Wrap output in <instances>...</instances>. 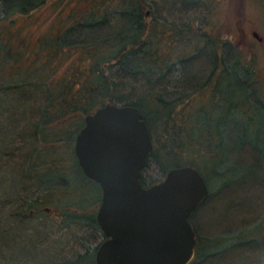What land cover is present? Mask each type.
Segmentation results:
<instances>
[{
    "label": "rangeland",
    "instance_id": "obj_1",
    "mask_svg": "<svg viewBox=\"0 0 264 264\" xmlns=\"http://www.w3.org/2000/svg\"><path fill=\"white\" fill-rule=\"evenodd\" d=\"M35 1L13 0L11 5L13 9L27 8ZM92 1L106 0H44L36 8L32 5L35 9L31 12L14 18L15 32H20L19 41L29 49L32 40L43 31L58 30L61 34L66 21L71 23L77 16V9ZM1 4L0 1V17L4 13ZM143 7L146 14L156 20L153 24L146 22L147 30L152 26L151 32L149 36L144 35L145 41L139 49L161 37L159 47L165 49L169 63L162 66L161 71L120 77L118 92L124 93L123 99L142 100L147 112L152 114L156 108H153L151 94L159 95L157 91L164 99L191 95L213 66V39L228 32L224 46L220 45L217 51L225 56L228 66L236 57L239 64L247 65L248 76H242L250 78L254 94L248 99L250 104L246 103L255 109L264 107V0H145ZM115 8L94 15L95 22L88 27L91 30L84 32L81 27L85 25L79 30L74 28V34L71 30L68 33L73 38L71 45L103 38L123 27L121 10ZM253 30L258 34H253ZM203 32L213 37L208 38ZM200 33L203 35L197 46H193L196 41L193 36ZM67 59L66 55L55 59L60 70L70 67ZM147 77L150 83L145 81ZM27 87L28 90L21 88L20 96L9 95L0 105V264H72L83 254L93 253L95 257L96 246L103 235L89 215L97 212L100 190L94 183L92 188L86 187L89 184L77 173L72 153L66 158L67 162L62 161L66 166L61 173L66 177H54L57 183L52 188L45 186L41 179L56 171H50L42 161L38 164L32 161L40 146L49 152L56 149L57 153L60 150L67 153L71 147L74 151L75 142H68L67 135L73 131L72 124L76 120L61 129L64 139L58 144L38 138L36 129L45 119L46 92L35 82ZM203 91L194 95L193 102L205 103L210 111L207 92ZM255 109L249 112L256 113ZM258 111L255 124L251 126L252 133L244 132L245 125L224 129L225 149L214 151L213 165L207 160L201 162L209 193L190 217L200 238V251L189 264H264V124H258L264 109ZM244 113L245 116L235 118L248 120L249 114ZM214 139L219 144V139ZM182 154L174 152L169 162L181 161ZM149 161L143 171L146 184L159 181L167 172L160 160L151 158ZM70 173L77 174L79 183H85L87 189L79 188L78 184L71 187L67 177ZM7 250L12 254L13 263L6 261Z\"/></svg>",
    "mask_w": 264,
    "mask_h": 264
},
{
    "label": "trees",
    "instance_id": "obj_2",
    "mask_svg": "<svg viewBox=\"0 0 264 264\" xmlns=\"http://www.w3.org/2000/svg\"><path fill=\"white\" fill-rule=\"evenodd\" d=\"M0 1L2 3L1 9L4 12L0 17V105L4 102L3 99L9 97V95L20 96L21 88L28 90L29 87L27 86L31 85L32 82L44 87L47 98L43 108L45 119L42 125H38L36 132L40 135L38 138L41 137L43 141L53 144H58L60 140L64 139L61 129L76 120V123L72 124L73 131L69 133V136L67 135L68 142H74L79 128L84 124V116L101 104L111 101L119 104L136 105L140 110L141 116L146 121L147 127H149L152 138V148L148 153L147 162L142 168L140 176V180L145 186H148V184L145 183L143 171L151 158L160 160L165 165L164 169L166 171L170 167L181 165H193L200 172L204 171L202 170L201 162L207 160L213 165L216 161L214 151L217 148L222 150V148L225 149L226 147L224 145L225 142L224 144L222 143L225 138L222 135V131L231 129L230 126L238 124L239 126L245 125L244 132L246 134H249V131L252 133L251 126L255 124V118L257 113H259L258 110L260 108L264 109L261 106L255 109L253 105H251L253 108L247 105L249 103L248 99L253 97L254 94L250 78L244 77L245 75L248 76L249 73L247 65L245 63L239 64V58L236 57L232 60L231 65L228 66L225 56H221V53L217 51L220 45L224 46L228 32L222 30L224 32L222 34L225 35L217 36L213 39L215 46L212 54L213 66L210 72L202 79L197 90H194L195 92L189 96H178V98L173 99H164L161 97L162 93L157 91L159 95L151 94L154 104L153 108L156 109L153 111L154 113L149 114L145 102L136 98L131 100L123 99L124 93L118 92V79L120 77L123 78L127 75L132 77L143 71L145 74H148L149 71H161L162 66L166 67L169 63L167 58L166 63L165 49L161 48V46L159 47L161 37L153 39V42L147 45L146 48L139 49L143 41H145L146 37L144 35L149 36L151 32L152 26L147 30L148 24L146 22L150 21L153 24V21L156 20L154 16L150 17L146 14V8L144 9L143 7L145 0L89 2L83 8L77 9L79 10L76 13L77 16H75L76 18L73 17L74 19L71 23L68 20L66 23L63 21L66 28L61 34H59L58 30L54 31V33L51 32L52 34L48 31H43L39 37L32 40L33 43H31L29 49L24 47V44L19 41L20 32H15L14 18L20 16V14H28L42 4L44 0H36L33 4L28 5L27 8L21 7L19 9H13L11 5L13 0ZM32 5L35 8H32ZM107 8L121 10L120 14L124 18L125 25L103 38L85 42L83 40L81 42L78 41V45L73 47L71 45V39L73 38L69 37L70 34L68 33L72 30V34H74V28L79 30L84 25L85 27H81L84 32L91 30L88 27H91L95 22L96 14L105 12ZM148 18L149 20H147ZM183 30L182 28L181 31ZM203 34L208 36V38L213 37L205 32ZM203 34L200 33V35L195 34L193 36L192 39L196 40L193 42V46H197V41ZM175 35L179 36V33L176 32ZM161 36L164 37V34ZM36 43H38L39 47L38 45L36 47ZM200 47L201 45L196 47V50L198 51ZM64 54L68 57L67 61L70 67L60 70L57 63H55V59L65 57ZM145 81L150 83L148 77ZM203 90L207 92L206 100L209 102L207 104L211 106L210 111H207L203 105L205 103L193 102L194 95ZM246 101L248 102L246 103ZM244 108L246 109L244 110ZM254 109L257 110L256 113L253 111L249 112V110ZM244 112L249 114L248 120L244 122L238 121L235 116H245ZM263 118L264 115L258 121L259 125L264 124ZM215 137L217 140L219 139V144L214 139ZM213 140L215 141L212 144ZM214 144L216 147H214ZM174 152L183 153V159L169 162V156L173 155ZM70 153L73 155L71 159H73L77 173L82 175L88 182L87 184H89L86 187L88 189L89 187L92 188L91 185L94 183L100 190L99 194H97L100 202L101 185L84 174L80 164H78L73 147L67 149V153L61 150L57 153L56 149L54 152H49L48 149L41 146L36 148L32 159L33 164L35 162L38 164L42 161L44 166L47 165L50 171H56L53 172V175L47 173L51 176L48 175L46 178H42V183L48 188H52V186H55L57 177L61 175L66 177L64 172L61 173L63 167L66 166L62 161L67 162L66 158ZM25 170L28 174L27 165ZM67 177L71 187L78 184L79 188H86L84 187L85 183H79L77 174L70 173ZM204 178L206 181L207 178ZM203 201L204 199L198 204L200 205ZM89 217L99 226L95 213L90 214ZM102 235L103 240L105 238L103 231ZM199 241L196 256L200 251ZM9 250L11 251V249ZM9 250L6 253V261L9 260V262L13 263L12 254H10ZM2 255L4 260V254ZM72 264H96V261L93 253L91 255L83 254L74 259Z\"/></svg>",
    "mask_w": 264,
    "mask_h": 264
},
{
    "label": "water",
    "instance_id": "obj_3",
    "mask_svg": "<svg viewBox=\"0 0 264 264\" xmlns=\"http://www.w3.org/2000/svg\"><path fill=\"white\" fill-rule=\"evenodd\" d=\"M83 119L74 153L102 190L96 219L105 238L96 264H189L196 243L190 216L208 194L202 173L193 165L170 167L145 186L140 176L152 138L139 108L110 101Z\"/></svg>",
    "mask_w": 264,
    "mask_h": 264
},
{
    "label": "flooded vegetation",
    "instance_id": "obj_4",
    "mask_svg": "<svg viewBox=\"0 0 264 264\" xmlns=\"http://www.w3.org/2000/svg\"><path fill=\"white\" fill-rule=\"evenodd\" d=\"M254 31L255 30H253V34H254ZM258 38H260V37H258ZM209 193V192H208ZM208 195V194H207ZM207 195H206V197H207ZM205 197V198H206ZM205 198H204V200H205ZM191 222V221H190ZM191 224H192V227L194 228V231H195V238H196V243H195V255H194V257H196V254H197V251H198V249H197V244H198V241H199V238H198V234H197V228H196V226H194L193 225V223L191 222ZM193 257V258H194Z\"/></svg>",
    "mask_w": 264,
    "mask_h": 264
}]
</instances>
